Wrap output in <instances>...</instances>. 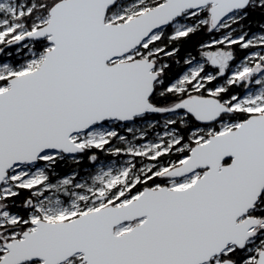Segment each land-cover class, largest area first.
<instances>
[{
  "label": "snow or ice",
  "instance_id": "snow-or-ice-1",
  "mask_svg": "<svg viewBox=\"0 0 264 264\" xmlns=\"http://www.w3.org/2000/svg\"><path fill=\"white\" fill-rule=\"evenodd\" d=\"M0 264H264V0H0Z\"/></svg>",
  "mask_w": 264,
  "mask_h": 264
}]
</instances>
